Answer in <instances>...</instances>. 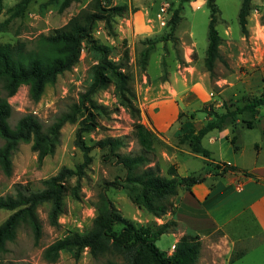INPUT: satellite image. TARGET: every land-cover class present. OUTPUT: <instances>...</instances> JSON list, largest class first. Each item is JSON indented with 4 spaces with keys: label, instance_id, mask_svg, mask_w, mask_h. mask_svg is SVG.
<instances>
[{
    "label": "rangeland",
    "instance_id": "374dc122",
    "mask_svg": "<svg viewBox=\"0 0 264 264\" xmlns=\"http://www.w3.org/2000/svg\"><path fill=\"white\" fill-rule=\"evenodd\" d=\"M20 1L2 0L0 43L24 42L28 50L36 46L40 36L65 26L73 16L83 11H92L93 2L82 0L60 13L59 5L49 4V0H33L23 14L15 15L13 9ZM208 2L112 0L107 5L125 6L127 12L124 16L114 17L110 26L104 21L97 22L92 39L108 49L111 59L122 64L123 70L129 74L134 104L140 111V117L136 119L121 105L113 84L94 96V101L103 109L94 111L99 114L97 129L84 135L88 146L93 147L89 154L92 161L81 176L71 179L73 186H79L78 198L70 192L65 197L57 227L49 222L50 204L39 207L37 213L42 223V237L37 242L31 227L21 225L16 239L8 242L5 250L0 252L2 264L121 262L111 254L94 258L88 249L79 256L74 249L63 251L55 262L44 256L49 246L67 234L86 233L91 228L96 216V203L103 192L125 218L140 224L154 219L133 200L137 190L125 183L126 170L115 159L105 161L104 152L94 148L99 140L106 137L124 139L122 154L137 155L145 147L151 148L148 154L152 160L150 165L157 164L163 176L168 175L171 167L182 177L221 172L216 167L217 163L203 160V156L192 152L185 135L190 129H200L211 120L202 112L205 108L223 113L226 107L233 110L245 105L250 98L264 94V11L262 0H252L248 31L244 33L238 20L243 0H215L222 61H217L214 76H211L205 66L210 23ZM179 7H182L181 20L173 30L171 20ZM124 52H128L126 59ZM99 59L100 54L85 45L79 63L61 75L54 85H48L39 102H33L28 87L22 86L9 99L13 110L10 126L15 128L21 118L33 114L45 129L49 128L61 115L70 112L72 106L79 104L81 95L92 81V68ZM4 94L0 82V97ZM229 121L245 125L256 123L254 130L242 129L238 134V144L244 145V153L250 157L253 142L261 145L264 139V106L256 114H243ZM78 128L79 121L66 123L54 154L42 163L38 153L32 150V143H20L12 155V175L6 176L0 168V197L14 196L19 190L26 193L41 191L44 181L57 175L63 167L78 170V166L85 162L84 152L76 145ZM3 145L4 140L0 137V148ZM174 212L156 221L159 224L174 222ZM11 214V211L1 210L0 225ZM177 225L157 242L159 249L169 256L177 244L171 232L182 229ZM219 234L203 243L204 264L223 263L220 257L225 250L213 244H218ZM235 255L238 256L239 252ZM253 258L250 254L232 264H253Z\"/></svg>",
    "mask_w": 264,
    "mask_h": 264
},
{
    "label": "trees",
    "instance_id": "16d2710c",
    "mask_svg": "<svg viewBox=\"0 0 264 264\" xmlns=\"http://www.w3.org/2000/svg\"><path fill=\"white\" fill-rule=\"evenodd\" d=\"M33 0H21L16 6L15 15L25 12ZM82 0H49V4L59 5V12L63 13L72 5ZM112 0H93L92 11H83L73 16L69 22L48 35L38 38L36 46L28 50L26 43H0V82L4 96L0 97V137L4 140L0 148V168L6 176L13 171L12 155L20 143H32V150L38 153L42 163L48 156L54 154L59 142L61 130L68 122L79 121L76 135V145L84 152L85 162L78 166V170L63 167L57 175L44 181V189L37 192L17 191L14 196L0 197V211H11L12 214L0 225V252L4 251L8 242L16 239L21 225L31 227L35 240L42 237V223L38 216V209L44 204H50L49 222L52 226L59 225V218L63 214L64 199L70 192L78 198V184L73 186L71 179L83 174L92 158L89 155L93 147L88 146L84 135L90 134L98 127L97 115L103 107L94 101V96L107 88L115 86L116 94L123 107L139 119L140 111L134 104V94L130 88V76L123 69V65L110 57L108 49L98 45L92 39L94 26L99 21L111 25L114 17L124 16L125 6L107 7ZM190 0H182L187 3ZM263 11H264V0ZM2 0H0V10ZM210 23L208 48L205 66L214 76L217 61H222L220 54L221 36L216 28L218 23V9L215 0H209ZM252 9V0H243L239 11V24L247 33L248 16ZM182 7L176 9L171 20L175 30L181 20ZM85 45L91 51L100 54L98 63L92 68V81L85 93L80 97L79 104L72 106L70 112L61 115L49 128L45 129L33 114L25 115L19 120L15 128L10 126L12 105L9 99L17 94L22 86H27L29 96L33 102H39L46 87L54 85L65 72L72 70L80 61ZM128 58V52H124ZM264 106V94L254 96L248 102L233 110L226 107L223 113L205 108L210 121L200 129H190L185 135L193 153L211 159V153L203 146V140L213 131H222L229 123H234L238 116L256 114ZM253 124L247 123L251 127ZM125 146L123 138L106 137L99 140L94 148L104 152V160L114 161L126 170L125 183L137 190L133 197L135 203L154 218L147 224H140L125 218L116 208L106 192L100 194L96 203V216L91 228L86 233L71 232L49 246L44 256L50 262H55L60 253L76 250L79 256L84 249H88L92 257L111 254L121 262L109 261L108 264H197L202 243L198 235H184L175 246L174 254L167 255L159 249L157 242L168 234L176 222L159 224L169 212H174L172 199L177 197L183 188L190 189L203 179L198 176L182 177L174 167L167 176H163L157 166H151L152 160L148 154L151 148L145 147L141 154H122L120 150ZM210 165V164H209ZM221 169L218 175L228 172H239V168L226 163H218ZM245 175H250L243 172ZM114 185H118L115 183ZM117 188V187H116ZM237 256V255H235ZM237 257H240L238 255ZM235 257L233 258V260ZM0 264L2 262L0 261Z\"/></svg>",
    "mask_w": 264,
    "mask_h": 264
},
{
    "label": "crops",
    "instance_id": "0c3cea01",
    "mask_svg": "<svg viewBox=\"0 0 264 264\" xmlns=\"http://www.w3.org/2000/svg\"><path fill=\"white\" fill-rule=\"evenodd\" d=\"M255 128L256 123L251 127L229 123L222 131L209 133L203 146L210 151L211 159L202 157L203 160L226 163L240 171L221 176L200 175L203 179L200 183L183 188L175 197L173 220L182 229L171 234L175 243L187 233L199 236L202 243L199 264H204L203 243L211 241L217 233L219 242L213 244L225 250L220 257L222 264L242 261L250 254L254 256L253 264H264V139L261 145L253 142L254 149L251 148L253 152L248 158L244 145L238 144L242 129ZM236 251L240 257L233 260Z\"/></svg>",
    "mask_w": 264,
    "mask_h": 264
}]
</instances>
